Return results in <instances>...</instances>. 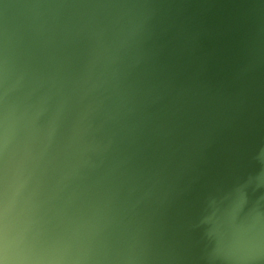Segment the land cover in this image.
I'll return each instance as SVG.
<instances>
[{"label":"water","instance_id":"obj_1","mask_svg":"<svg viewBox=\"0 0 264 264\" xmlns=\"http://www.w3.org/2000/svg\"><path fill=\"white\" fill-rule=\"evenodd\" d=\"M0 264H264V0H0Z\"/></svg>","mask_w":264,"mask_h":264}]
</instances>
